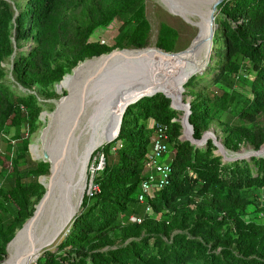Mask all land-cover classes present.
<instances>
[{
  "label": "trees",
  "instance_id": "trees-1",
  "mask_svg": "<svg viewBox=\"0 0 264 264\" xmlns=\"http://www.w3.org/2000/svg\"><path fill=\"white\" fill-rule=\"evenodd\" d=\"M13 1L0 0V124L2 127L7 122L14 128L20 140L17 149L26 151L28 142L21 138L36 126L46 103L10 83L3 61L14 54L12 73L22 85H28L29 80L47 84L60 80L79 59L112 49L86 40L96 26L115 17L120 21L117 37L127 36L117 48H143L148 46L150 24L143 12L144 0H94L89 21L78 29L73 59L51 66L58 40L68 33L67 17L55 12L58 0ZM217 9L219 29L213 35L214 55L211 53L201 72H209V76L199 86L195 78L201 74L196 72L184 84L195 91L188 116L195 138L201 136L215 110L226 106L222 85L229 84L228 79L242 68L244 60L255 74L250 91L243 93L245 104L238 116L253 118L264 109V0H222ZM160 29V42L173 48L176 29L164 23ZM29 38L33 43L28 50H15ZM211 91H221L222 100L216 102ZM48 92L49 96L56 93ZM166 93L174 102L175 91ZM169 96L157 91L126 106L118 134L109 141L121 140L118 157L111 158L107 146L102 148L104 166L93 176L95 187L83 195L80 209L57 250H47L36 260L38 264H264V222L255 221L254 209L246 211L243 205L237 207L232 202L234 191L264 187V156L223 159L214 153L210 139L203 146L179 139L181 124L173 119L178 111L170 105ZM150 116L155 123L166 126L175 151L170 160L169 183L139 203L142 161L151 131L144 121ZM222 122L233 148L244 140L255 145L263 140V130L253 131L239 119L227 117ZM47 167L44 160L26 158L24 167H13L0 175V259L15 229L32 214L33 204L44 189L38 177ZM197 183L212 190L206 206L210 204L216 212L198 205L193 214L182 204L173 206V199L180 195L194 201L190 191ZM148 203L155 212L171 207L173 214L169 219H155L147 215ZM132 211L141 215V221L123 223L122 218ZM116 231L121 234L119 243L114 242Z\"/></svg>",
  "mask_w": 264,
  "mask_h": 264
},
{
  "label": "rangeland",
  "instance_id": "rangeland-1",
  "mask_svg": "<svg viewBox=\"0 0 264 264\" xmlns=\"http://www.w3.org/2000/svg\"><path fill=\"white\" fill-rule=\"evenodd\" d=\"M8 1H10L12 4L14 2L13 0H8ZM93 2L94 0H58V2L56 3L55 12L59 11L64 16L67 17L66 25H67L68 33L65 36H63L60 40H58L54 58L51 60V66H55L59 63H69L73 59V51L75 49L74 47L78 41L76 40V37L78 36V29L85 26V24L89 21L90 5ZM188 6L190 9L192 8L193 10L198 8L197 4H189ZM143 12L150 24L149 31L148 33H146V35L148 36L147 39L148 48H151L153 46H160L163 47L164 49H168L171 51H182L185 50L184 48H186L190 44V42L196 35L197 31L200 32L199 25L195 22L185 20L184 17L176 13L175 10L171 8V6L169 5L168 0H144ZM201 17H202L201 14H199L197 16V19L200 21L202 19ZM162 23L167 24L170 27H173L177 31V39L174 43L173 48H166V46L162 44L159 40L160 30H161L160 28ZM119 24L120 21L114 17L110 19L106 24L96 26L93 29V31L89 34L86 40L90 42H99L109 45L112 47L111 50H113L119 47V43L125 41V39L127 38V36L117 37ZM216 29L217 30L219 29L217 23H216ZM32 41H33L32 38L25 40L23 46L21 48H16L15 50L16 51L28 50L31 47V44L33 43ZM130 47L131 45H129L128 49ZM120 48H125V47L120 46ZM120 53L128 55L130 58L125 59L118 64L115 71L112 73V77H110L109 80L106 81L101 80L100 82L98 81L95 83L96 85L95 87L100 88L99 93L102 92L103 94H107V93L110 94L111 91L117 89L122 91L123 87L127 83L133 80L143 79L142 75L150 70L151 66L153 65L152 61L154 60L157 63L167 62L170 64L179 65L184 63L191 55V54H186L182 57L175 58V57L165 56L163 54H160L159 52H156L155 50H148V49L144 51L143 50L116 51L114 54L117 56ZM13 56L14 54L9 56L3 61V65L7 69L8 81L19 89L32 92L37 96L40 102L46 103V105L42 108V110L39 113V119L38 122H36V126L32 130L28 129L30 133L29 134L25 133L24 136L21 138V139L25 138L28 142V148L26 151L17 149V145L20 143L19 142L20 140H18V138L16 137L15 134L16 131L14 130V128L8 127L7 122H5L2 125V127L0 124V175L4 174L8 170H12L13 167H18V168L24 167L26 165V158H31L33 160L41 159V157H39L37 154L34 153L37 145L41 148H45L53 144L57 140L59 136V132H62V134L65 133L64 127L66 126V129H68L67 125L70 122L73 123L71 121V117L76 118L79 115V113L80 115L82 114L83 116V109H82V104L84 103L83 100H77L68 103L61 109L59 108L60 104L63 102L64 99L70 97L71 95L70 92L74 90L77 91L86 90L88 88L87 87L88 83L90 82L93 83L94 80L100 79V77L108 71L109 66L112 62V59H110L107 63H105L109 55L96 56L90 60L81 62L84 59L92 57L93 56L92 55L90 57L79 59L74 65H72L70 70L65 72L64 74L71 73L72 68L77 63L81 62L76 72L73 74H69L65 78V80L62 81L61 83H59V80H54L47 84L29 80L28 85H22L19 81L15 79L12 73ZM118 69H120L119 70L120 75H118L117 72ZM202 71H198V73L201 74ZM254 74H255L254 69L250 66L248 61L244 60V65L242 66V68H240V70L237 73L231 75L230 79H228L227 83L229 84L222 85V88L225 89L226 91V95H225L226 106L223 108L218 107L214 112V116L205 122L204 130L202 131L201 134V136L203 135V137L199 141L202 144H199L198 146L205 145L206 141L210 139L215 145V148L213 149L214 153L220 154L223 159L227 158V155L231 157V156H236L237 154L242 155L241 157H250L254 155L252 154L254 152H258L264 156V137L259 145H255L249 142L248 140H244L239 143V146L237 148H233L231 144L228 143L229 142L227 138L228 132L224 130L223 122H222L227 117L232 119H239L243 125H245L246 127L250 128L253 131L254 130L264 131V109L255 113L253 118L240 117V115L238 116L239 110L245 104L243 93L245 92L247 93L250 91V84ZM70 76L73 77L71 81L68 80ZM208 76H209V72L198 75L197 78H195L197 85L200 86L204 84L205 78ZM184 84L185 82H183L180 85L178 90H174L177 95V99L179 98V104H177V99L174 103L171 97L170 96L169 97L171 99L170 104H172L173 102V104H176L179 107V109L175 108L178 111V113L176 117L173 118L178 120L181 124L180 133L177 135V137L182 140L184 139L190 140L188 139V137L193 136L192 135L193 128L192 127L190 128L189 126L186 125L185 119H183L184 125L181 123L183 110L180 109H185L187 102L189 103V110H190V103L195 96L194 93L195 91L188 90L189 88L186 87ZM50 90H54L56 92L55 95L49 96L48 91ZM210 95L216 102L222 100L220 99L221 98L220 96L222 95L221 91L217 93L215 91H211ZM91 105L93 107H90L88 112H92L93 108H95L93 104ZM144 124L146 125L147 128H150L151 130L149 134L150 137V144L148 147L149 149L151 146L152 137L154 135V125H155L154 117L152 116L148 117V119L144 121ZM166 134H167V144L169 150L163 156L162 159L163 160L167 159V161L170 162L173 153L175 151V147L172 145V140H170L169 133L166 132ZM201 136L199 138H201ZM225 141L227 142V145ZM219 144H221L222 146ZM104 146H107V151L110 154L111 158L115 159L118 157L117 148L121 146V140L118 139L112 143L109 141L104 142L102 145L97 146L95 148L94 154H93L94 152L93 149V151L91 152L92 155L90 154L87 161V166H86L87 182H86V188L84 190L85 192H83V195L92 192V189L94 188L93 176L96 171H100L104 166V157H103V149H102ZM219 151H221L222 153ZM46 162H48V167L46 172L39 175L38 177V181L42 184L44 188L41 196L45 192L46 187L43 184V182L40 181V179L42 180L43 176L48 175L50 173V169H49L50 163L49 161ZM141 173L143 175L142 176L143 179L144 175L146 174V170L143 166V161H142ZM138 189H139L138 191L139 193L140 185ZM211 193H212L211 189H208L202 183H197L196 185L193 186L192 190L190 191V197L194 199V201L193 200L190 201L187 195H180L179 197L173 199V206L182 204L186 206L187 209L191 211V213L193 214H195V209L198 205L204 207L206 211L216 212L214 208H211L210 204L206 206V203L210 201L209 199ZM233 194L236 196L232 198V202L233 204H235V206L241 207L243 205L242 207L246 211H250L254 209V211H257V214L253 215L255 217V221L258 223L264 222V187L261 186L244 187L241 190L234 191ZM147 197H151V196H147ZM38 201H36L33 204V211ZM138 202L142 203L140 200H138ZM79 209L80 206L78 207V210ZM54 214L55 213L53 212L50 213L48 219L46 218V222L52 223V221L54 220L53 217ZM172 214H173V210L171 207H164L163 210L159 212H155L152 208V210L147 215H150L155 219H163V218L169 219V217ZM126 216L127 218L125 216H124L125 218H122L123 223L126 221H130V222L141 221V220L138 221L136 219L137 217L141 218V215L137 214L134 211L129 212L128 214H126ZM23 223L15 229L14 235L18 230H20L23 227ZM71 223H69L68 227L70 226ZM227 224L231 225V222L228 221ZM62 225L63 223L61 224V226ZM68 227H66L60 233L58 232L60 230L59 228L58 231L53 236H51V238H49V240L46 242V246L42 247L39 250L38 256L32 259L28 264H31L33 261L39 259L41 255H45L47 250H57V245L63 239V236L67 231ZM142 233L143 232H141V234ZM120 240H121V234H119V232L116 231V234L114 236V242L119 243ZM7 254H8V250H7V246H5V252L3 253L2 258L0 259V263H2V261L6 258Z\"/></svg>",
  "mask_w": 264,
  "mask_h": 264
},
{
  "label": "bare ground",
  "instance_id": "bare-ground-1",
  "mask_svg": "<svg viewBox=\"0 0 264 264\" xmlns=\"http://www.w3.org/2000/svg\"><path fill=\"white\" fill-rule=\"evenodd\" d=\"M211 1L168 0L169 5L176 13L184 17L185 20L199 25L200 32L197 34L200 43L192 51L185 49L178 54L169 55L157 51L154 47H143L133 49L116 48L112 52L103 54L109 55L105 63L116 56L114 54L116 51H144L148 49L175 58L191 54L184 63L179 65L167 62L157 63L154 60L150 70L142 75L143 79L127 83L122 91L117 89L111 91L110 94L99 93L100 88H96L95 83L90 82L86 90H74L70 92V97L63 100L60 104V109L68 103L83 100V116L79 113L76 118L71 117L73 123L69 119L68 129L65 126V133L59 132V136L53 144L45 148L37 145L34 153L39 157L45 158L50 163V173L42 177L47 189V198L42 208L33 215L32 219L16 232V236L7 246L8 254L0 264H28L37 257L39 250L46 246L49 238L58 231L64 218L77 210L82 199V193L85 192L86 188L88 158L93 149L95 151V148L102 145L108 137L116 134L120 113L126 102L139 95L156 90H163L165 93L170 90H178L180 85L186 82L193 73L190 76L188 74L210 58L213 51V35L216 30L215 18L209 19ZM189 4H197L198 8L190 9ZM199 14L202 16L200 21L197 19ZM72 79L73 77L71 76L68 78L69 81ZM176 99L177 95H175V101ZM91 104L95 108H93L92 112H88L90 107H93ZM177 104H179V98L177 99ZM173 105L178 107L176 104ZM186 125L188 126L187 123ZM201 139L196 140V142L202 144L199 142ZM227 157L230 156L227 155ZM52 212L55 213L53 216L54 220L52 223H48L46 218L48 219L49 214ZM35 249L37 250L35 251ZM31 250H34V252H30Z\"/></svg>",
  "mask_w": 264,
  "mask_h": 264
},
{
  "label": "water",
  "instance_id": "water-1",
  "mask_svg": "<svg viewBox=\"0 0 264 264\" xmlns=\"http://www.w3.org/2000/svg\"><path fill=\"white\" fill-rule=\"evenodd\" d=\"M220 1H222V0H212L211 1V5H210V13H209V19H214L215 18V16H216V13L218 12V9H217V4L220 2ZM197 33H198V31H197ZM196 33V35L194 36V38L192 39V41L190 42V44L186 47V48H184V49H186L187 51L189 50V51H192V50H194L195 48H197V46L199 45V43H200V39L198 38V34ZM157 51H159V52H164V53H167V54H169V55H174V54H178L180 51H171V50H168V49H164L163 47H160V46H153ZM129 49H133V46H131ZM114 50V49H113ZM113 50H111V51H109V52H112ZM109 52H106V53H109ZM106 53H101V54H99V55H103V54H106ZM99 55H93L92 57H96V56H99ZM92 57H90V58H87V59H84L83 61H81V62H84V61H86V60H89V59H91ZM130 57L128 56V55H125V54H118L117 56H115L113 59H112V62H111V64H110V66H109V69H108V71L106 72V73H104L101 77H100V79H97V80H95V81H93V83H96V82H100L101 80H109L110 79V77H112V73L115 71V69H116V67L118 66V64L121 62V61H123V60H125V59H129ZM132 58V57H131ZM209 59L210 58H208V60L204 63V64H202V65H200V66H198L196 69H194L192 72H190L189 74H188V76H190L192 73H196V72H198V71H202L206 66H207V64H208V62H209ZM79 65H80V62L79 63H77L73 68H72V72L71 73H66V74H64L63 76H62V78L59 80V83L60 82H62V80L66 77V75H69V74H73V73H75L76 72V70H77V68L79 67ZM120 69H118V75H120L119 73H120V71H119ZM86 71V70H85ZM59 83H58V85H59ZM157 91H161V92H163L165 95H167V96H169L167 93H165L163 90H156V91H152V92H150V93H145V94H142V95H139V96H137V97H135L134 99H132V100H129L128 102H126L125 104H124V106H123V108H122V110H121V113H120V121H119V125H118V131H119V128H120V122H121V119H122V115H123V112H124V110H125V108H126V106L129 104V103H131V102H134L135 100H137L139 97H141V96H143V95H151V94H153V93H155V92H157ZM173 108H176V109H179V108H177L176 106H174V105H172V104H170ZM189 113H190V110H189V103H187L186 102V108L185 109H183V113H182V118H181V123L183 124V119H185V121H186V123L188 124V126L191 128L192 127V124L188 121V116H189ZM118 131L116 132V134L115 135H112V136H110V137H108L107 139H106V141L105 142H107V141H111L112 139H114L116 136H117V134H118ZM186 137V136H185ZM185 137H183V138H185ZM202 137V136H201ZM188 139H190L189 141L191 142V143H196V144H198L197 142H196V140H198V139H200V138H195V137H193V136H191V137H188ZM219 145H221V144H219ZM222 146V145H221ZM257 151V150H256ZM219 152H221V151H219ZM222 153V152H221ZM252 154H254V155H260V153H258V152H254V153H252ZM242 155H236V156H232V157H227V158H225V159H232V158H237V157H241ZM41 159L42 160H46L45 158H43V157H41ZM47 161V160H46ZM49 169H50V165H49ZM40 181L41 182H43L41 179H40ZM44 184V183H43ZM45 185V184H44ZM46 187V186H45ZM82 197H83V193H82ZM46 198H47V189L45 190V192L43 193V195L40 197V199H39V201H38V203L35 205V209H34V211H33V213L25 220V222L23 223V226H24V224H26V223H28L31 219H32V217H33V215L37 212V211H39L41 208H42V206H43V204L45 203V201H46ZM81 201H82V199H81ZM81 201H80V203H81ZM79 206H80V204H79ZM77 210H78V208H77ZM76 210V211H77ZM76 211L73 213V214H71V215H69L68 217H66V218H64V220L62 221V223H63V225L60 227V230L58 231L59 233L62 231V230H64L66 227H68V225H69V223H71L73 220H74V215H75V213H76ZM16 236V234L7 242V244H6V246H8V244L10 243V241L11 240H13L14 239V237ZM40 249V248H39ZM37 249H35V251H36ZM30 252H34V250H31ZM37 256H38V254H37Z\"/></svg>",
  "mask_w": 264,
  "mask_h": 264
},
{
  "label": "built area",
  "instance_id": "built-area-1",
  "mask_svg": "<svg viewBox=\"0 0 264 264\" xmlns=\"http://www.w3.org/2000/svg\"><path fill=\"white\" fill-rule=\"evenodd\" d=\"M168 150L166 126L155 123L151 146L143 156V166L146 174L140 181V192L137 195L138 200L141 202H144L147 196H152L156 188H161L169 183L172 167L167 159H162ZM145 210L148 213L152 210L149 203L146 204ZM136 219L141 220L140 217ZM31 264L38 263L33 261Z\"/></svg>",
  "mask_w": 264,
  "mask_h": 264
}]
</instances>
